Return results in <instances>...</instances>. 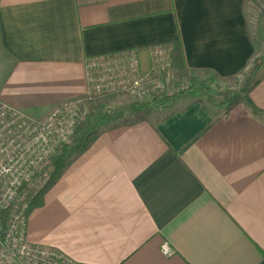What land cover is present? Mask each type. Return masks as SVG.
Listing matches in <instances>:
<instances>
[{
  "label": "crops",
  "instance_id": "1",
  "mask_svg": "<svg viewBox=\"0 0 264 264\" xmlns=\"http://www.w3.org/2000/svg\"><path fill=\"white\" fill-rule=\"evenodd\" d=\"M176 43L188 70L246 72V0H1L0 98L42 119L88 92L92 57L144 65ZM249 98L264 111V78ZM157 115L103 130L30 214V241L81 264H264V117L189 95Z\"/></svg>",
  "mask_w": 264,
  "mask_h": 264
},
{
  "label": "built area",
  "instance_id": "2",
  "mask_svg": "<svg viewBox=\"0 0 264 264\" xmlns=\"http://www.w3.org/2000/svg\"><path fill=\"white\" fill-rule=\"evenodd\" d=\"M1 3V0H0ZM88 92L65 100L42 119H33L0 98V264H81L28 237L33 180L62 144L70 143L87 115L86 95L124 94L135 100L173 91L172 47L156 44L144 69L136 50L92 57L87 63ZM179 79V78H178ZM173 93V92H172ZM162 253H175L165 241Z\"/></svg>",
  "mask_w": 264,
  "mask_h": 264
},
{
  "label": "trees",
  "instance_id": "3",
  "mask_svg": "<svg viewBox=\"0 0 264 264\" xmlns=\"http://www.w3.org/2000/svg\"><path fill=\"white\" fill-rule=\"evenodd\" d=\"M172 61L174 69H176L179 78L190 75V73H205L196 72L188 70L185 66V59L183 54V49L181 43H176L173 47L172 52ZM260 66V65H258ZM258 67L252 69V72H255ZM264 78V73L257 77L255 80L250 83H245L243 88L240 91H228L223 93H218V96L223 97L222 100L216 98L214 99V104L220 107H223L224 110L228 113L236 105L245 102L252 111V113L258 117H264V111L256 106L251 99L249 98L250 91ZM194 83L197 81L193 80ZM123 95V94H120ZM188 94L186 92H179L170 96H165L163 94L154 95L147 100L134 101L129 104V115L135 116L133 122L123 121V123L114 125L119 126H128L130 124L139 123L142 121H149L150 116L166 108L173 99L177 97H185ZM220 97V98H221ZM114 114V113H113ZM113 117L108 115L101 116L99 113L91 112L86 116V118L77 125L75 133L73 135L72 141L70 143L62 144L58 151L54 154L57 156L56 161L48 163V161L43 165L37 176L30 186L31 200L28 208V216L38 207L44 204V197L46 192H48L52 187H54L58 181L64 176L67 172L70 165L80 156H82L97 140L100 133L95 128L94 122L98 119L106 122ZM116 119V118H115ZM53 155V156H54ZM0 217L4 219V225L7 224V217L4 213L0 212Z\"/></svg>",
  "mask_w": 264,
  "mask_h": 264
},
{
  "label": "rangeland",
  "instance_id": "4",
  "mask_svg": "<svg viewBox=\"0 0 264 264\" xmlns=\"http://www.w3.org/2000/svg\"><path fill=\"white\" fill-rule=\"evenodd\" d=\"M259 3L260 2L257 0H246V10L250 22V31L254 38V42L256 43V57L246 72L227 80L215 78L204 73H190V75H186L180 79L175 69V75L177 77L174 90L169 91L170 94L163 93V95L170 96L179 92H186V94L192 98H199L203 100L209 107H213V105H215L214 99L217 98L218 101L223 99V97L218 96V93L220 94L228 91H240L245 83H250L262 75L264 73V19H260V16H262V11L259 9L264 7V1L262 4ZM254 10H257L256 14ZM149 63L150 59L148 63L146 62V64L143 65L144 69L148 68ZM255 67L258 68L255 72H252V69ZM193 80L197 81V83H194ZM86 98L88 105L87 115L92 111H96V114L99 113L101 116L108 115L109 117L115 116L116 118H111L106 122L100 119L96 120L94 122V126L99 131H103L106 128L113 127L114 125H118L120 123L122 124L123 121L133 122L135 116L129 115L128 106H130L129 104L133 103L134 101H140L132 99L131 97L124 94H110L104 96L86 95ZM161 111L158 110L159 113ZM158 112L153 113L148 120L151 121L154 117H156L157 114H159ZM56 159L57 156L54 155L48 161V163L54 162Z\"/></svg>",
  "mask_w": 264,
  "mask_h": 264
}]
</instances>
